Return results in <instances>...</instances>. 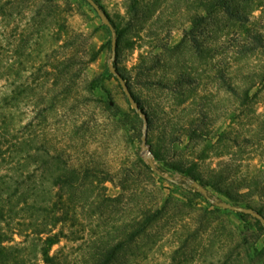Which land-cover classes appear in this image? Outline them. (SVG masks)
Returning a JSON list of instances; mask_svg holds the SVG:
<instances>
[{"label": "rangeland", "instance_id": "rangeland-1", "mask_svg": "<svg viewBox=\"0 0 264 264\" xmlns=\"http://www.w3.org/2000/svg\"><path fill=\"white\" fill-rule=\"evenodd\" d=\"M96 1L115 32L87 0L54 1L64 28L58 26L61 37L43 70L35 74L40 80L46 75L48 79L38 80L33 87H52L60 76L53 62L70 55L74 70L70 102L60 108L46 131L55 141L67 143L70 153L79 147L84 156L92 155L101 177L105 170L112 171L113 181L98 179L95 185L117 200L94 215L84 208L71 222V240H63L53 251L60 250L70 264H88L96 247H107L131 232L130 220L138 224L144 211L169 202L178 207L160 231L126 243L115 264H264L263 222L215 202L254 207L264 214V48L243 49L254 34L264 35V0H239L246 7L248 20L244 21L224 8L207 15L198 0H137V7L148 16L143 20L133 19L128 12L134 0ZM198 13L205 20L197 27ZM193 33H202L200 41L209 47L204 58L197 55ZM25 51L22 47L15 59L27 76L37 70L39 61H26ZM3 53L8 56L7 50ZM112 64L148 113L151 154L143 147L144 119L111 71ZM221 68L232 77L237 94L222 87L217 77ZM184 71L201 74L202 80L187 85L184 95L164 87L166 79ZM193 96L209 112L208 131L194 138L183 130L201 108L192 103ZM32 107L23 106V111ZM155 151L166 160L156 157ZM149 156L164 168V176L152 169ZM178 166L192 167L210 198L181 183L183 171ZM230 224L249 246L247 261L236 252L227 262L231 249L239 244Z\"/></svg>", "mask_w": 264, "mask_h": 264}, {"label": "trees", "instance_id": "trees-1", "mask_svg": "<svg viewBox=\"0 0 264 264\" xmlns=\"http://www.w3.org/2000/svg\"><path fill=\"white\" fill-rule=\"evenodd\" d=\"M54 1L0 0V81L6 82L0 85V264H70L60 250L54 252L53 248L63 240H71V222L86 207L89 214L94 215L100 213L103 205L117 200L101 192L99 186L95 185L98 179L113 181L112 171L103 170L101 177V170L94 163L92 155L84 156L78 151L79 147L70 153L72 148L67 143L61 139L55 141L46 131L60 108H65L70 102L68 94L74 72L70 55H65L66 59L53 62L61 77L58 75L52 87L48 90H44V84L41 88L33 87V83L41 79L35 75L36 72L43 70L45 62L49 60V53L61 37L58 26L64 28L63 20L58 16V5ZM198 1L207 15L212 16L224 8L239 20H248L246 7L239 0ZM136 3L137 0H134L129 5V14L135 20L147 19L146 11L142 12ZM24 18L27 21L21 27ZM203 20L205 16L198 13L194 18L195 26L202 25ZM201 34L193 33L192 42L197 55L204 58L209 47L200 41ZM72 36L69 35L68 39ZM5 42L6 46L3 45ZM22 47L26 49V61H39L37 70L27 76L21 74L15 59ZM260 48H264V35L261 33L254 34L251 41L243 45L246 51ZM4 49L8 56L3 53ZM193 74L181 72L174 79H166L168 83L164 87L177 95H184L187 85L202 80L201 74ZM217 77L222 87L238 93V87L233 84L232 77L226 76L223 68L218 70ZM46 79L40 80L41 83ZM164 80L160 84H164ZM194 97L192 103L201 106L199 114L190 119L183 129L193 138L206 134L209 126V112L203 110L205 103ZM27 105H32V109L23 111V106ZM25 118H28L26 122ZM74 120L72 122L78 119ZM155 156L166 160L160 152L155 151ZM158 168L165 171L162 167ZM178 168L183 171L181 183L191 185V181L200 179L192 167ZM175 207L178 205L172 206L166 202L161 207L144 211L140 223L135 224V219L130 220L128 224L133 227L131 232L107 247H96L92 261L88 264H115L126 243L137 241L142 236L153 237L173 216ZM230 225L239 244L231 249L227 262L234 258L236 252L241 257L243 254V260L247 261L249 246L236 227Z\"/></svg>", "mask_w": 264, "mask_h": 264}, {"label": "water", "instance_id": "water-1", "mask_svg": "<svg viewBox=\"0 0 264 264\" xmlns=\"http://www.w3.org/2000/svg\"><path fill=\"white\" fill-rule=\"evenodd\" d=\"M87 1L89 3H91L93 5V7L97 11L102 13L103 21L111 28V30L113 32H115V27H114L112 21L110 20L108 15L102 10V8L99 5V3L96 0H87ZM117 46H118L117 38H114L113 39V43H112V50H113L114 53L117 51ZM110 69L115 74V76L119 79V81H120V83H121L126 95L129 97V100H130L132 106L140 113V115L144 119L145 129H144V134H143V137H142L143 147L145 148V150L147 152H149L151 154L152 153L151 145L148 143V126H149L148 113L145 111L143 106H141L140 101H138L135 98V95H134L132 89L130 88L129 84L127 83V80L125 79L123 74L119 71V69L116 67V65L112 64L110 66ZM148 161H149V164H150V166L152 167L153 170H155L158 174L164 176V173L158 168V166L156 165V162H155V160H154V158L152 156L148 157ZM167 178L173 179L172 176H167ZM191 185L193 187H195L199 192H202L204 195H206L207 197L210 198L209 189L205 185H203L200 181L193 180V181H191ZM215 202H216V204L219 207H222V208H224L226 210L235 211V212H242V213H245V214L252 215L255 218L261 220L263 222V224H264V214L262 212H260L259 210L255 209L254 207L238 205V204L222 201V200H219V199L215 200Z\"/></svg>", "mask_w": 264, "mask_h": 264}]
</instances>
